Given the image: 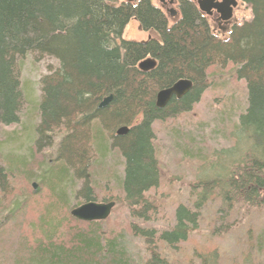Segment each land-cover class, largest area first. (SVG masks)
Listing matches in <instances>:
<instances>
[{"label": "trees", "instance_id": "1", "mask_svg": "<svg viewBox=\"0 0 264 264\" xmlns=\"http://www.w3.org/2000/svg\"><path fill=\"white\" fill-rule=\"evenodd\" d=\"M241 2L251 15L222 39L208 30L189 5L177 22L167 25L150 0H0V127L19 123L23 105L19 69L26 55L58 61L57 68L40 78L39 121L32 144L35 153L42 152L60 134L58 163L46 168L41 177L55 204L50 200L45 209L48 214L40 215L32 242L21 241L13 257L16 264L137 263L126 250L124 232L108 234L101 225L104 220L85 221L71 215L73 207L69 208L64 192L55 190L59 181L49 183L54 178L49 174L61 178L69 172L71 182L82 178L77 192L84 202L98 201L87 171L99 132H108L123 157L119 179L123 199L132 217L147 221L156 205L146 192L158 185L160 176L152 124L191 110L214 75L225 69L230 76L243 79L246 89V104L231 130L233 144L220 152L231 156L226 162L232 160L231 168L227 165L222 174L191 184L200 192H195L192 206H176L172 228L157 230L130 222V231L143 241L141 264H171L162 245L175 249L186 241L197 227L200 209L215 195L221 212L231 211L239 202L264 208V0ZM132 18L142 30H153L156 37L144 41L122 38ZM147 57L155 65L141 70L138 64ZM180 78L191 80L192 87L158 107L157 91ZM109 95L108 103L100 106ZM233 108L231 104L228 110ZM120 126H127V132L116 134ZM218 160L215 157L212 166ZM1 161L0 193L5 194L13 187L12 173ZM22 206L18 204L17 210ZM14 211L3 222L13 218ZM3 222L0 219V225ZM224 224L221 227L226 228ZM205 250L200 253L202 264H214L215 247Z\"/></svg>", "mask_w": 264, "mask_h": 264}, {"label": "rangeland", "instance_id": "2", "mask_svg": "<svg viewBox=\"0 0 264 264\" xmlns=\"http://www.w3.org/2000/svg\"><path fill=\"white\" fill-rule=\"evenodd\" d=\"M250 15L248 6L241 3L235 16L241 22ZM121 37L145 40L156 37V34L153 30L143 31L132 18L124 27ZM57 67L58 61L54 58H36L32 53L26 55L19 69L23 93L19 123L0 127L1 164L12 173L9 181L13 186L10 193H0L1 222L8 212L16 209L14 217L0 225V264H16L13 257L21 241L26 238L32 242L40 215L48 214L45 209L50 205V200L55 204L49 187L41 182V177L46 168L58 163L55 157L60 134L54 138L53 146L42 152L35 153L32 144L35 124L39 121L37 103L41 95L40 78L50 68L53 70ZM214 76L191 110L152 124L160 176L158 185L146 192V197L156 205L147 221L131 216L119 186L123 157L111 144L110 134L99 132V141L93 150L94 158L87 171L88 183L92 185L98 201L112 198L115 202L101 225L108 234L124 232L126 250L137 262L135 264H141L139 258L145 252L141 238L131 233L130 222L157 230L172 228L176 206L179 203L192 206L195 194L200 192L191 184L200 178L222 174V169L227 165L228 168L232 166V160L226 164L231 156H221L220 152L233 144L231 130L237 114L246 104L245 82L230 76L228 69ZM231 104L234 110H228ZM215 157L219 160L213 163L216 166H212ZM69 174L61 178L49 174L54 178L48 181H59L55 190L65 193L71 208L84 202L83 196L77 192L82 187L83 179L71 182ZM39 183H42L40 189L35 191ZM24 199L25 203H21ZM18 204L23 206L17 210ZM220 206V199L215 195L200 209L197 227L189 233L186 241L180 242L175 249L162 245V253L171 264H202L200 253L209 247H215L217 252L214 264H264V208L239 202L231 211L221 212ZM64 213V209H61V215ZM223 223L228 226L221 227ZM63 230L66 229L63 227ZM21 252L25 253L23 250Z\"/></svg>", "mask_w": 264, "mask_h": 264}, {"label": "flooded vegetation", "instance_id": "3", "mask_svg": "<svg viewBox=\"0 0 264 264\" xmlns=\"http://www.w3.org/2000/svg\"><path fill=\"white\" fill-rule=\"evenodd\" d=\"M165 17L167 25L177 22L183 15V8L193 7L205 21L208 30L219 38H226L238 22L236 12L240 0H150Z\"/></svg>", "mask_w": 264, "mask_h": 264}, {"label": "water", "instance_id": "4", "mask_svg": "<svg viewBox=\"0 0 264 264\" xmlns=\"http://www.w3.org/2000/svg\"><path fill=\"white\" fill-rule=\"evenodd\" d=\"M124 1L132 2L134 0H124ZM154 65H155V61L152 58L144 59L138 64L141 70L149 69ZM191 87H192L191 80L187 78H180L177 81H175L172 85L158 90L155 96V103L158 107H162L167 103V101L171 97L175 96L177 98H180ZM110 98H111L110 95L105 97L100 102V106L106 105L110 100ZM127 130H128L127 126H120L117 128L116 134L122 135L126 133ZM33 186L35 187L36 184L34 183ZM113 206H114V201H109V202L86 201L76 207H73L70 210V213L72 216L80 220H85V221L103 220L108 217Z\"/></svg>", "mask_w": 264, "mask_h": 264}]
</instances>
